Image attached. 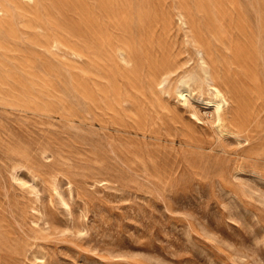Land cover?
I'll use <instances>...</instances> for the list:
<instances>
[{
	"label": "rangeland",
	"instance_id": "rangeland-1",
	"mask_svg": "<svg viewBox=\"0 0 264 264\" xmlns=\"http://www.w3.org/2000/svg\"><path fill=\"white\" fill-rule=\"evenodd\" d=\"M88 1L38 0L15 50L0 32V264H264V32L221 127L206 83L178 93L199 67L171 6L220 75V0Z\"/></svg>",
	"mask_w": 264,
	"mask_h": 264
},
{
	"label": "bare ground",
	"instance_id": "bare-ground-1",
	"mask_svg": "<svg viewBox=\"0 0 264 264\" xmlns=\"http://www.w3.org/2000/svg\"><path fill=\"white\" fill-rule=\"evenodd\" d=\"M80 1L87 2V0ZM89 1L90 3L95 2L101 10L118 12L125 16L132 13L131 10L134 6V0H129L127 5L121 4V0ZM37 2L38 0H0V32L4 34L10 50L17 49L15 42L22 41L24 43L29 39L31 30L35 29L36 31V29L44 28L43 17L37 16L36 19H32V15L36 14L33 7ZM161 3L165 4L166 2L162 0ZM171 6L172 10H177L181 22L188 27L186 30H190L192 33V42L196 49L199 67L198 72L191 71L183 75L178 93L186 100L188 95L193 94V88L189 83L190 79H196L200 85L206 83L209 86L208 91L210 89L212 93V98L207 100L211 108L209 113L218 120L221 127H224L227 125L226 109L230 105L242 102L243 97L235 68L242 66L241 62L248 63L251 58H255L250 49L257 48L262 40L264 1L220 0V75L211 40L205 34L197 31L198 21L194 9L180 2H173ZM165 14L163 13V16ZM115 49L117 52L124 53V60L129 61L131 53L127 46L118 44ZM175 70L176 67L166 66L156 78L158 83H161L166 75Z\"/></svg>",
	"mask_w": 264,
	"mask_h": 264
}]
</instances>
